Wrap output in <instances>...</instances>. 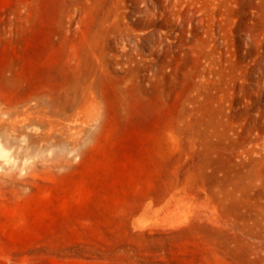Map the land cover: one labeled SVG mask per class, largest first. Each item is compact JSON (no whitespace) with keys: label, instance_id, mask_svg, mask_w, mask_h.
Segmentation results:
<instances>
[{"label":"rangeland","instance_id":"rangeland-1","mask_svg":"<svg viewBox=\"0 0 264 264\" xmlns=\"http://www.w3.org/2000/svg\"><path fill=\"white\" fill-rule=\"evenodd\" d=\"M0 264H264V0H0Z\"/></svg>","mask_w":264,"mask_h":264}]
</instances>
